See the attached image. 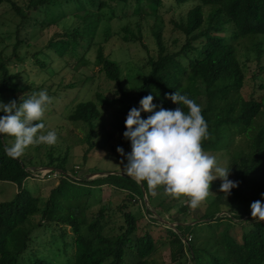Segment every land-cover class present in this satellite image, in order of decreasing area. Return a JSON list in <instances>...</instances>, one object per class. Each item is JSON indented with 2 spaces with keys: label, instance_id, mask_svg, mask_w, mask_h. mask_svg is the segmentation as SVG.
Returning a JSON list of instances; mask_svg holds the SVG:
<instances>
[{
  "label": "trees",
  "instance_id": "trees-1",
  "mask_svg": "<svg viewBox=\"0 0 264 264\" xmlns=\"http://www.w3.org/2000/svg\"><path fill=\"white\" fill-rule=\"evenodd\" d=\"M169 1L172 8L190 6L184 17L172 22V32L179 31L183 38L181 43L179 37L170 43L165 39L160 13L163 0H27L25 6L14 0H0V3L9 4L19 19L11 55L0 54V102L8 104L16 100L20 103L33 92L44 89L56 100L61 89L76 86V81H71L65 86L44 83L34 87L24 67L27 78L23 83L18 80L21 71L13 72L9 68L11 63L24 65L23 57L18 54L24 43L19 32L32 20L30 10H43L47 14L57 7L60 17H76L79 24L55 31L46 44L33 53L34 62L44 67L58 59L78 71L89 64L87 54L95 48L97 72L117 85L120 96L109 99L97 93V100L80 101L66 116L57 115L56 118L84 127L82 141L86 147L82 157L85 161L112 139L111 132L101 123L100 106L122 102L129 94H134L131 108H139V101L151 94L157 106L182 107L187 112L186 106L173 103L166 95L179 91L194 99L202 107L210 134V138L203 141V149L210 153L224 151L228 156L229 179L239 182L238 187L227 194L220 191V180L206 206L207 209L212 207V211L207 210L200 220L230 221L218 236V240L221 239L218 253H208L207 246L196 247L192 243L191 236L187 235L196 224H186L184 218L164 228L170 247L169 263L159 261L154 256L159 248L156 240L148 231L141 233L139 227L143 213L148 214L151 222L163 224L146 204L149 200L142 191L145 183H137L128 175L116 172L91 180L77 178L72 174L77 171L75 167L67 166L69 153L54 155L52 145H48V160H40V167L59 171L58 181L40 203L41 196L31 195L23 186L28 177L38 178L34 170L37 167L31 169V164L21 156H8L5 146H11L15 138L0 134V181L17 186L11 200L0 202V264H264V222L253 219L251 211L246 209L249 201L264 203V0ZM127 6L132 7L130 14L124 13ZM117 9L120 15L116 14ZM129 15L138 16V31L136 34L129 27H122L119 33L122 40L143 45L140 21L146 15L152 16L155 50L151 53L143 46L147 52L144 64L141 70L135 71L141 80L136 86L123 88L120 63L104 52L103 43L109 37L108 32H104L102 42H96L95 37L103 20ZM55 21H46L45 27ZM32 22L41 23L32 20L29 25ZM26 44L29 45V41ZM247 72L253 81L252 91L244 89ZM85 80L88 77L80 84ZM3 115L5 113L0 111V116ZM149 115L151 113H141L144 119ZM46 120L44 117L42 121L45 126ZM121 130L126 131L125 122ZM117 146L122 147L125 154L131 152V142L124 136ZM41 147V144L34 145L35 152ZM122 158L127 163L126 158ZM102 185L124 193L118 205L101 200L98 209L88 214L89 204L72 199L90 194L92 186L100 188ZM175 199L170 197L168 205L163 206L164 200L158 206L170 210L177 204ZM179 209L187 214L189 208L181 203ZM236 222L242 228L246 226L240 235L231 232V226L238 225ZM47 234L49 237L42 236ZM205 253L208 258L204 257Z\"/></svg>",
  "mask_w": 264,
  "mask_h": 264
},
{
  "label": "rangeland",
  "instance_id": "rangeland-1",
  "mask_svg": "<svg viewBox=\"0 0 264 264\" xmlns=\"http://www.w3.org/2000/svg\"><path fill=\"white\" fill-rule=\"evenodd\" d=\"M20 6H25L27 0H14ZM164 6L161 8L160 13L162 15V29L165 36V39L168 43L172 42L174 38H180L179 43L183 41L179 31L172 32V22L180 20L181 17H184L186 11L189 9V5H185L179 8H172V5L169 0H163ZM68 8V7H66ZM132 11L131 6H127L124 9V13L130 14ZM59 8H53L49 10V13L44 14L43 10H30L29 15L32 17V20H38L39 24L32 22V25L29 21L26 25L20 29L19 38L24 40V43L19 47L18 54L23 57V66L17 63H11L9 68L13 71H21L19 76V81L23 83L27 78L26 73L29 75V80L34 84V87L39 86L40 84H46V86H56L59 83H62L64 86L71 81H76V86L66 87L59 91V96L55 102L52 104V107L45 113L44 116L46 119L47 131L44 129L43 132L46 134L48 131H55L57 133L58 139L57 142L52 145V151L54 155L56 153L63 154L65 152L69 153L68 167H75L77 170L73 175L77 178L85 179H94L100 174H92L90 172L97 171L98 173H108L116 172L126 174L123 170V165L126 164L122 156L116 151L118 143L122 140L123 132L121 130V125L125 122L128 112L131 109V104L135 100L134 94H129V98H125L122 102H117L110 106H100L102 110L101 123L109 130L112 134V139L107 143L105 148L95 150L91 155L84 161L82 154L86 147V144L82 141L84 127L75 125L72 122H67L66 120H60L57 115L66 116L74 105L80 101L86 100H97L96 94L100 93L103 96L112 99L118 98L120 93L117 89V85L108 80L103 74L97 72V66L94 63L95 48L90 50L87 54L89 59V64L87 66H82L75 71L71 67L65 66L63 61L55 60L53 63H48L41 67L36 62H34L33 53L38 51L42 45H45L47 40L53 35L55 31H59L65 28H71L79 24L78 20L74 16H65L60 17ZM79 14H83V11H80ZM116 14L120 15L119 9H117ZM145 19L140 21L141 24V36L143 45L140 42H124L120 37L119 33L121 32L122 27L127 26L137 34L138 26L137 19L138 16L129 15L124 17H114L111 20H103L97 31L95 41H103L105 38L104 32H108L109 37L104 45V52L108 54L112 60H115L120 63L122 68V84L123 88H129L131 86H136L141 77L137 76L135 71L141 70L144 64V58L147 54L144 45L152 53L155 50V42L151 34L152 24L154 18L152 16H144ZM56 20L55 23L50 24L48 27H45V22H51ZM19 19L14 16L13 11L10 9V5L1 2L0 3V54L6 57L10 56L12 53V45L15 43L16 35L14 34L15 27ZM111 34V35H110ZM26 41H29V45L26 44ZM243 52V51H242ZM243 58V57H241ZM26 71V73L23 71ZM253 68V65H251ZM129 76V78H128ZM85 77H88V80H85L83 84H80V81L84 80ZM62 80V81H61ZM244 89L246 91H252L253 81L250 78V73L247 72V78L245 79ZM103 132V131H102ZM98 140V137H96ZM39 152H35L34 146L27 148L22 158L25 159V162L31 164L30 168L33 166L37 167L34 169L37 171L35 175H38L43 167H40V160L46 162L48 159L46 153L48 150V144H41ZM126 147V144H124ZM113 149V150H112ZM217 157L218 161L222 166H227L228 156L224 151H217L210 153ZM34 157V158H33ZM123 161V163H122ZM27 163V164H28ZM46 169V168H44ZM69 171L71 169L68 168ZM104 174V175H105ZM51 184L50 182H53ZM58 179H49V177L35 178L28 177L23 186L29 193L33 196H41L40 203H42L45 198L48 196L51 188L57 183ZM220 184V179L217 178L211 184L210 191L211 194L204 202L200 204L196 209H191L188 206L187 199L181 197L180 199H175V204L170 210H162L158 204L162 201L163 206L168 205V200L171 196L164 194V189L162 187L153 190H150L145 183V196L149 200V203L146 204L151 209V213L155 215L157 220L163 222V224H155L151 222L147 213L144 214V219L139 223L141 228L140 232L144 233L148 231L156 240V246H158V251L154 255L159 261L169 263V244L167 243V235L164 230L165 227L174 226L180 220L186 221V224L195 223L196 226L191 228V232L188 233V238H192V243L196 247L207 246L208 253H218L220 249V240L218 236L222 234L229 220H223L218 223L217 220L211 222L200 221L203 213H206L207 210L212 211V207L207 209V203L211 200V197L214 196V193L217 191ZM91 189V193L81 196H73L72 199L84 201L89 204L88 214L94 212L98 209L101 200H110L114 206L118 205L123 196V192H119L108 185H102L100 188L94 187ZM17 192V186L15 183L9 181H0V202L11 200L15 193ZM74 194L77 195L76 192ZM144 196V198H145ZM248 196V195H247ZM245 196V198L247 197ZM248 198V197H247ZM146 200V198L144 199ZM173 202V203H174ZM187 205L188 212L187 214L180 210V204ZM140 204V203H139ZM152 206H150V205ZM250 201L247 202L246 209L251 211ZM131 209H133L131 207ZM135 209V208H134ZM155 209V210H154ZM154 210V211H153ZM155 213V214H154ZM159 215V216H157ZM118 218V217H117ZM38 217H35L37 221ZM159 221V222H160ZM198 224V225H197ZM231 226V232L237 233L240 235L243 228L239 226ZM231 225V224H230ZM44 238L49 237V234L42 235ZM41 236V237H42ZM186 236V237H187ZM41 239H39L40 241ZM59 242V241H58ZM219 247V248H218ZM206 254V253H205ZM204 257L208 258L207 254ZM62 260V259H61ZM126 264V263H121Z\"/></svg>",
  "mask_w": 264,
  "mask_h": 264
},
{
  "label": "clouds",
  "instance_id": "clouds-1",
  "mask_svg": "<svg viewBox=\"0 0 264 264\" xmlns=\"http://www.w3.org/2000/svg\"><path fill=\"white\" fill-rule=\"evenodd\" d=\"M166 98L186 106L188 111L182 107L157 106L153 103L154 96L149 94L139 101V108L133 107L128 112L123 136L131 142V152L125 154L122 147L116 149L127 160L124 172L137 183H146L150 190L162 187L167 196L186 198L191 209L199 207L213 194L210 188L217 178L222 181L220 191L230 194L239 182L230 180L228 168L203 149V141L210 134L202 107L179 91ZM53 100L44 89L33 92L20 103L0 102V111L5 113L0 116V134L15 138L11 146H5L8 156L18 158L30 146H51L57 142L55 131L44 134L46 126L42 122ZM142 112L151 115L144 119ZM250 207L252 218L264 222V203L256 200Z\"/></svg>",
  "mask_w": 264,
  "mask_h": 264
},
{
  "label": "built area",
  "instance_id": "built-area-1",
  "mask_svg": "<svg viewBox=\"0 0 264 264\" xmlns=\"http://www.w3.org/2000/svg\"><path fill=\"white\" fill-rule=\"evenodd\" d=\"M37 174V173H36ZM38 178L45 179V177H49V179H54L59 176V171H51L49 169H41L38 175H35Z\"/></svg>",
  "mask_w": 264,
  "mask_h": 264
},
{
  "label": "water",
  "instance_id": "water-1",
  "mask_svg": "<svg viewBox=\"0 0 264 264\" xmlns=\"http://www.w3.org/2000/svg\"><path fill=\"white\" fill-rule=\"evenodd\" d=\"M46 169L51 170L52 168H51V167H48V168H46ZM95 174H100L99 176H105V175H106L105 173H95ZM104 174H105V175H104Z\"/></svg>",
  "mask_w": 264,
  "mask_h": 264
}]
</instances>
